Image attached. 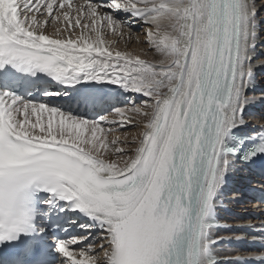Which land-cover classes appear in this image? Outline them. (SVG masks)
<instances>
[{
  "label": "snow or ice",
  "instance_id": "snow-or-ice-1",
  "mask_svg": "<svg viewBox=\"0 0 264 264\" xmlns=\"http://www.w3.org/2000/svg\"><path fill=\"white\" fill-rule=\"evenodd\" d=\"M258 12L256 0H0V264H216L227 144L264 98L248 94L264 66ZM136 23L155 62L115 47ZM45 81L63 105L36 101ZM106 85L140 99L115 106ZM259 129L244 162L264 155ZM65 212L97 234L42 243Z\"/></svg>",
  "mask_w": 264,
  "mask_h": 264
},
{
  "label": "bare ground",
  "instance_id": "bare-ground-1",
  "mask_svg": "<svg viewBox=\"0 0 264 264\" xmlns=\"http://www.w3.org/2000/svg\"><path fill=\"white\" fill-rule=\"evenodd\" d=\"M256 3H257V7H258V9H259L258 16H259V18L262 20V19L264 18V10H263V12H262V9H264V8H263V6H264V0H256ZM115 15H116V14H115ZM122 18L124 19V18H127V17H126V16H123ZM261 25H262L263 28H264V24L261 23ZM133 26H134V25H133ZM133 26H132V29H133ZM133 33H135V31H133ZM126 35H127V33H126ZM260 41H264V37L259 36L257 42H260ZM120 45H121V46H122V45L127 46V48L124 46V47H125V48H124V51H129V52H132L133 54H141V58L149 59V60H152L153 62H155L156 60H158V57H157V56H153L151 53H148L147 55H145V53L147 52V47H146V45L140 44V45L138 46V44H137V45H135V46H133V47L131 48L130 44H127V45H126V44L124 43V41L122 40V42H121V43H118L117 45H115V47H117V48L120 50V47H121ZM122 47H123V46H122ZM134 51H135V53H134ZM263 54H264V46L261 45V47H257V48H256V56H255V58H254L253 63H256L257 61L264 59ZM259 73H260V74H259ZM263 78H264V66H257L256 69H255V79H254L255 87L252 88V89H250V91L253 90L254 92H256V91L259 92V90H257V89H258L257 87H258V86H261V87L264 86V82L259 83V82H258V79H261V80H262ZM261 96H262V94L259 95L258 98L261 97ZM263 99H264V98H261V99L257 100L255 103L250 104V105L245 109V113H246V111L249 112V111H251L252 109H255L256 107H258L259 105H261ZM244 118H245V120L247 121V123L244 124L245 126L250 125V124H253V123H262V124H264V119H263V118H260V119H258V118H254V117H248V118H247L246 116H244ZM249 120H251L252 122L250 123ZM244 125H241V126H244ZM237 167H238V165H237L236 161L234 160V163H233V165H232L231 168H237ZM231 196H234V197H235V196H237V195L232 194ZM236 198L238 199L239 196H237ZM230 203H233V202H230ZM245 206H246V207H251V205H250L249 203H247V202H245ZM217 252H219V253L222 254V255H230V254H231L230 251H229L228 249H225V248H223V247H218V248H217Z\"/></svg>",
  "mask_w": 264,
  "mask_h": 264
},
{
  "label": "rangeland",
  "instance_id": "rangeland-1",
  "mask_svg": "<svg viewBox=\"0 0 264 264\" xmlns=\"http://www.w3.org/2000/svg\"><path fill=\"white\" fill-rule=\"evenodd\" d=\"M263 8H264V6H263ZM263 10L264 9H262V12H263ZM261 23L264 24V18L261 20ZM133 25H132L133 26V31H135V33H133V40L128 43V44H130L131 48L133 46L137 45V44H138V46L140 45L139 43H137L135 41V35H136L137 32L142 33L143 30H144L143 27L140 24H138V23L133 24ZM259 36L264 37V28H263L262 25L260 26ZM121 42H122V40L119 41V43H121ZM261 45L264 46V41L257 42V47H261ZM122 46L120 47V50L121 51H124V48L125 47L127 48V46H125V45H122ZM134 53H135V51H134ZM263 56H264V54H263ZM258 82L259 83L264 82V78L262 80L261 79H258ZM257 88H258L257 90H259V92L258 91L254 92L253 90L252 91L249 90V93L248 94L249 95H254L256 97H258L261 94L264 95V86H262V87L261 86H258ZM263 102H264V99L262 101V104H263ZM262 104H261V106H262ZM261 106L259 105L258 107H256L255 109H252L249 112H247V111H246V113L244 112V116H246L247 118L248 117H254V118H258V119H260V118H263L264 119V110H263V108H261ZM249 122L251 123L252 121L249 120Z\"/></svg>",
  "mask_w": 264,
  "mask_h": 264
}]
</instances>
